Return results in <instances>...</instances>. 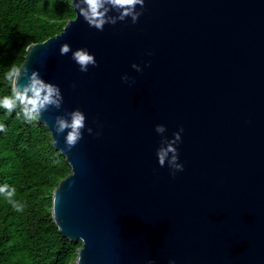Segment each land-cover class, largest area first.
Here are the masks:
<instances>
[{
	"label": "water",
	"instance_id": "obj_1",
	"mask_svg": "<svg viewBox=\"0 0 264 264\" xmlns=\"http://www.w3.org/2000/svg\"><path fill=\"white\" fill-rule=\"evenodd\" d=\"M72 3L76 16L19 67L64 97L38 121L71 168L51 214L81 242L75 264H264V0H145L137 23L103 31ZM81 48L98 64L86 73ZM76 109L86 127L69 151L54 122ZM181 128L173 175L157 150Z\"/></svg>",
	"mask_w": 264,
	"mask_h": 264
},
{
	"label": "trees",
	"instance_id": "obj_2",
	"mask_svg": "<svg viewBox=\"0 0 264 264\" xmlns=\"http://www.w3.org/2000/svg\"><path fill=\"white\" fill-rule=\"evenodd\" d=\"M76 16L72 0H0V99L11 95L5 73L24 61L26 48L63 30ZM0 107V186L15 188L17 212L0 194V264H75L81 242L66 238L51 214L52 192L70 172L38 120L17 118Z\"/></svg>",
	"mask_w": 264,
	"mask_h": 264
},
{
	"label": "clouds",
	"instance_id": "obj_3",
	"mask_svg": "<svg viewBox=\"0 0 264 264\" xmlns=\"http://www.w3.org/2000/svg\"><path fill=\"white\" fill-rule=\"evenodd\" d=\"M145 0H75V7L79 10V16L88 23L90 27H94L99 31H103L106 24L115 25L118 21H125L130 18L135 24L139 21L143 14ZM140 7V11L137 10ZM115 11L117 15H109ZM71 46L68 43L61 45V55L68 54ZM72 59L79 65L81 72H88L89 66H98L96 58L90 54L87 49L81 48L72 52ZM132 67L136 71H142L140 65L133 64ZM6 80L11 86V95L4 96L0 99V107L7 110L11 114L17 107L20 112L17 113V118H23L26 122H34L41 120L43 113L49 108L54 107L59 110L63 106L64 97L58 85L46 82L40 75L39 71L29 70L26 64L23 67L11 66L10 70L5 73ZM25 79V83L19 81ZM122 80L128 82L129 77L124 75ZM70 118V119H69ZM47 126V121L44 123ZM86 127V116L84 112L76 109L71 112H66L64 115H58L55 118L54 128L56 134L62 135L66 132L65 145L70 151L83 138V131ZM6 131L5 125L0 123V132ZM91 135L92 128L87 129ZM156 131L164 133L166 128L164 125H157ZM183 129L173 134V139L169 140L165 137L161 141V147L157 150L158 163L161 167L166 164L173 170V175L177 171H183V164L179 163V151L176 145L181 142V133ZM55 143H58L55 140ZM15 188H9L6 184L0 186V194L5 196V199L12 205L17 212H23L24 204L14 199ZM170 264H175L171 261Z\"/></svg>",
	"mask_w": 264,
	"mask_h": 264
}]
</instances>
